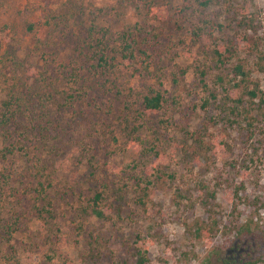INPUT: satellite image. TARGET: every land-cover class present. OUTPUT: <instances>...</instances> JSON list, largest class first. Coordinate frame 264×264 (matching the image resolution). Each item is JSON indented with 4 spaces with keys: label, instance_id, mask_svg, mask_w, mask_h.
I'll return each instance as SVG.
<instances>
[{
    "label": "rangeland",
    "instance_id": "1",
    "mask_svg": "<svg viewBox=\"0 0 264 264\" xmlns=\"http://www.w3.org/2000/svg\"><path fill=\"white\" fill-rule=\"evenodd\" d=\"M231 1L234 16L227 9ZM183 3L0 0V58L8 59L7 81L22 97L27 122L17 130L25 140L15 136L33 155L39 150L37 129L46 134L36 179L51 183L54 211L53 217L35 216L33 203L40 201L21 189L25 177L17 165L30 162L18 155L0 159V170L16 168L17 194L23 197L7 215L8 221L17 219L18 229L11 251L0 248V264H135L136 248L146 255L144 264H218L221 256L248 249L246 241L253 255L264 258V116L257 115L251 131L214 100L202 108L207 90L198 74L205 67L212 86L218 70L207 53L230 39L241 45L230 61L251 69L250 87L264 89V72L256 66L260 56L264 63V0L210 4L205 14L226 27L224 35L212 34L209 48L193 46L182 32ZM96 13L98 23H110L114 31L134 30L150 54L148 72L130 66L114 74L122 89L134 90L131 110L124 109V94L110 82L101 84L83 64L80 47L87 48L86 26ZM242 15L254 19L244 42L235 38L245 30L237 24ZM150 88L162 91L165 102L143 112L140 94ZM218 92V98L224 95ZM125 116L139 124L130 136ZM4 144L0 139V149ZM138 171L151 182L144 206L135 203ZM102 188L104 218L81 211ZM14 201L10 196L9 203ZM0 210L10 211L3 205ZM239 224H249L252 233L237 234Z\"/></svg>",
    "mask_w": 264,
    "mask_h": 264
},
{
    "label": "trees",
    "instance_id": "2",
    "mask_svg": "<svg viewBox=\"0 0 264 264\" xmlns=\"http://www.w3.org/2000/svg\"><path fill=\"white\" fill-rule=\"evenodd\" d=\"M221 1L183 0L185 3H183L181 8L183 12L181 14L184 15V20H187V25L182 32L190 37L193 46L208 44L209 48L212 34H217V36L225 34L226 25L222 21L213 20L205 14L210 4L213 2L221 3ZM229 4L230 6L227 9L231 12L230 15L234 16L236 4L234 1H231ZM97 12L104 14L100 9ZM99 13L93 15V19L86 26V35L89 42L87 48L80 47V51L85 54L83 64L86 65L87 72L95 75L101 81V84L110 82V86L112 84L117 94H124V109L131 110L134 102H136L132 94L134 90L132 88H128L127 91H125V88L122 89L120 82L114 77L116 76L114 74L117 70L126 67L128 69L130 66H133V71L135 72H148L150 54L146 48L140 47L138 40L134 36V30L124 29L120 32L114 31L110 23L106 25L98 23ZM253 22V18L242 15L237 24L243 25L245 30L242 34H237L235 38H239V41L244 42L246 28H252ZM231 42L230 39H226L223 43H217L216 47L211 49L210 53H207L210 63H213L209 64L210 67L218 70L213 75L212 86H208L205 67L199 70L200 82L207 90V95L201 106L205 108L211 104V100H214L221 109L228 111V115L236 118L233 119V122H239V118L245 122L247 129L252 131L255 126L254 122L257 121V115L264 116V89H260L258 84L250 87L248 83L252 74L251 69L241 62H237V60L230 61L231 58H234V54L238 52V46H241L238 41L235 44ZM82 48L85 50L83 51ZM260 57V60L256 61L257 71L264 72V63L261 61L262 56ZM7 60V57L4 55L0 58V91L4 93V98L0 100V139L5 143L2 149H0V159L18 155L25 158L26 162H30L26 167H20L16 164L17 170H21L20 176L25 177V181H22L21 189L28 190L30 193L32 192L35 195L34 199L40 201L39 206L33 203V208L36 211L35 216H42V214L46 213V216L53 217L54 211L48 199V190L51 187V183H45L46 181L44 180L36 179L37 171L43 169L42 165L37 164L42 161L41 154L44 152L42 146H46L44 144L46 140L43 139L46 138V134L44 132V134L41 133V129H37V149L39 150H36L33 155L25 151L24 147H22L24 144L17 139V136L20 137L17 130H19L22 124L26 125L27 122L23 117L25 115L22 110V103H20L22 97L15 95L13 84L9 85L7 81V71H5ZM112 75L113 80L111 82ZM218 88L224 94L219 98L217 96L220 93L218 92ZM164 102V95L158 89L150 88L147 92L140 94V104L143 112H155L163 106ZM129 112L127 111L128 114ZM123 120L124 128L128 130L129 136L138 130L139 124L136 121L131 123L128 116H125ZM27 131L30 132V129H27ZM41 134L42 138H39ZM20 138L24 139V137ZM136 139L140 142L138 135H136ZM140 153L141 155H146L148 150L145 151L143 148L140 150ZM32 156H35V160L29 158ZM9 168L14 171H8V167H3L0 170V208L3 205L4 208L7 206V210H10L7 211L8 213H6V210H0V214L5 216L1 217L0 220V248L4 249L7 253L11 251L13 235L18 229L16 224L17 219L8 221L7 215L13 210V205L23 201V197L17 194L19 189L18 184L21 181L17 180V184H15L16 168H13L10 164ZM147 178V174L143 173V171H138V173H134L133 175V183L137 188L139 187L135 196V203L140 206L148 203L147 195L151 182ZM16 186L18 187L17 190L15 189ZM104 193V188L95 191L90 202L86 206H82L80 210L84 212L89 210L95 217L104 218L105 211L100 206ZM10 196L15 197L13 204L9 203ZM8 206H10L9 209ZM236 232L237 234H243V232L252 233L249 224L237 225ZM262 236L264 237V235ZM245 244L248 246V249L242 251L237 257H233L232 255L221 256L218 258V264H264L263 257L252 254L253 247L251 243H247L246 241ZM135 256V264H144L147 260L144 251H141L140 248L135 249Z\"/></svg>",
    "mask_w": 264,
    "mask_h": 264
}]
</instances>
